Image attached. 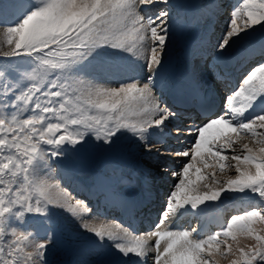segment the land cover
I'll return each mask as SVG.
<instances>
[{
  "label": "snow or ice",
  "instance_id": "1",
  "mask_svg": "<svg viewBox=\"0 0 264 264\" xmlns=\"http://www.w3.org/2000/svg\"><path fill=\"white\" fill-rule=\"evenodd\" d=\"M168 3H0V35L7 44L0 49L5 61L0 64V264H48L47 253L55 243L51 221L57 212L70 215L91 237L81 242V250L115 256L120 264H147L150 254L152 264H219L216 256L230 257L229 264H264V230L256 227L264 222V63L223 98L219 112L212 111L211 101L201 105L209 115L186 129L193 142L175 155L187 159L172 173L178 182L159 223L146 234L93 222L100 215L87 202L74 200L54 178L53 158L91 148L93 140L110 150L130 133L144 151L170 155L164 152L163 134L177 113L157 94L167 86L163 68L170 13L166 7L145 12L148 6ZM257 26L264 33V0H242L217 42L218 56L223 59L233 45L251 38ZM109 51L143 74L102 79L98 57ZM259 51L264 55V42ZM184 132L177 128L175 135ZM245 136L251 140L244 142ZM253 142L260 147L250 146ZM229 170L235 174L217 178V171ZM160 171L166 169L161 166ZM239 196L255 203L202 238H193L202 229L162 228L170 214L200 216L208 202L223 204ZM241 236L255 243L241 247Z\"/></svg>",
  "mask_w": 264,
  "mask_h": 264
},
{
  "label": "rangeland",
  "instance_id": "2",
  "mask_svg": "<svg viewBox=\"0 0 264 264\" xmlns=\"http://www.w3.org/2000/svg\"><path fill=\"white\" fill-rule=\"evenodd\" d=\"M11 2L12 0H0V3H3L6 6L10 5ZM237 2L239 5L242 3V0H238ZM213 3H215L216 7L218 6L217 12L214 10L215 12L212 11L211 12L212 14L207 13L204 10V9H207L205 7ZM237 6L234 5V3L231 0H200V3L198 6H192L190 3V0H169L168 5L157 4L154 6H148L145 9V12L151 15V14L157 13L158 11L166 7L170 13L169 28H170L171 35H170V40L167 44V55L165 57L166 60L164 59V62L172 58V54L176 52L178 45H179V44L176 45L175 41L180 40L182 42V45L184 46V52L187 53V57L192 58V61H190L192 66L193 67L197 66L199 68L198 69L196 67L199 73V74L197 73V76H199L202 73V71H207L209 73L207 77L212 78V77H218L219 75L220 76L224 75V71L222 67V60H224L226 57H229L234 49L237 48V50L243 51L248 46H251L252 49H255L258 51L260 49V45H261L260 38H261V35H263L264 33H262L259 26H257L251 38L238 42L237 44L233 45L228 50V52L225 54L223 59H221L218 56L217 42L219 38L222 36V34L224 33V31L226 30L231 13L234 10V8ZM221 7L223 8L221 9ZM191 13L193 14L192 18H190ZM238 23H242V21H238ZM188 24H189V28H187ZM175 25L179 26V27L177 26L178 28L177 32L174 31ZM184 27L186 28L184 29ZM209 31L211 33L208 36V41L210 42L211 49L209 50V52H204L203 54L204 64L201 67L200 61L202 57L200 54H198L199 50H197L198 47H196L197 42L194 40H196L202 32H203L202 34L204 33L208 34ZM259 40L260 42H258ZM192 41H194V43H192ZM188 44H191V45L188 46ZM0 49H3V50L7 49L6 38L3 35H0ZM263 57L264 55L261 54L260 60L258 58V60L255 61L256 63L254 62V60H249V63H247V66L243 67L242 65L246 63V59H245L243 64L237 67L238 69L239 67H242L239 70L240 76H239V80L237 81V86L240 84L242 79L254 67L258 66L261 63H264ZM115 61L125 63L128 65H132L133 67L135 66L134 64H130L128 60L122 58L121 56L112 54L110 51L103 53L98 57L99 68L104 67L103 69H100V70L105 69V71L102 72V73H105V75H102L101 73H99L102 79L108 80V79L117 77V76H114L113 73H111L115 71L112 69L114 67V65L112 64H114ZM253 62L255 63L256 66L254 65ZM3 63H5V61L0 60V64H3ZM163 72H165L164 69H163ZM164 75L165 76L163 78L166 81L168 80L167 86L166 88L164 87L161 90V92L157 94L161 95L163 101L167 103L168 101L167 97H168V93L170 90V86H169L170 79L166 72L164 73ZM116 79L123 80L127 78L117 77ZM228 85L229 84H227V82L220 84V87L222 88L221 93L226 94V96L227 94H229V92H227ZM226 96L225 95L220 96L221 98L219 99V101L221 102L222 105H223V98ZM222 105L218 109V112L221 110ZM165 137L166 139H174L170 135H165ZM250 140H251L250 137H247V136L244 137V142H249ZM165 141L167 140L163 141L164 145L166 143ZM152 143L154 146L160 147V145L157 144L155 141H152ZM92 145L93 146L91 148H88L84 151L71 152L59 158H53L55 160V163L53 164L54 178L60 181L62 187L67 189V191L71 194L74 200L86 201L87 200L85 197L86 194L82 192L81 188L79 189V185H80V182L91 179L94 173L95 174L98 173L99 175L106 177L108 179V183H109L108 185L112 187L123 188L125 186V184L121 185L123 183L122 182L123 178L128 177V174H126V172H133L134 170H135L134 172H136L138 167H140L141 165L146 168H149L150 170L153 169L154 173H151L150 175L149 186L153 188L152 185L157 184L158 186H160L161 190H163L161 191V194L157 196V198L155 199L156 201L154 202L155 205L157 206V209L160 207L158 210V214H157V211L154 214H152L153 212L151 211L150 212L148 211L147 213V214L150 213L151 217L154 215L151 218L155 220V224L152 228L154 229L155 226L157 225L156 221H158L159 223L160 215L165 208V203H166L168 194L170 193L171 190L174 189L175 183L178 182L177 179L174 182L173 180L172 182H168V180L171 181L169 174L170 173L172 174V172L169 171L170 170L169 167L165 168L166 162L161 163L160 161V159L165 161L166 157L167 158L173 157L172 159H175V156H172L170 154L172 150L174 151L175 147H173L170 144H167V147H164V152L170 155L162 156V155L157 154L156 152L149 153V152L144 151L141 147H139V145L135 143V138L130 133L126 137L122 138L118 146H113L110 150L106 146H104L100 141L93 140ZM135 145H137V147L139 148V153L141 155H143V153L145 152L144 157L140 160L138 158H135V155H134L136 151ZM250 146H255L257 149L260 147V145H254V142L251 143ZM65 147L71 148L73 146L66 145ZM237 147H239V145H237ZM181 159L184 162L187 158H184V159L181 158ZM161 166H163L166 169V171L161 172L160 171ZM117 170L121 172L123 171V174H124L123 177H121L119 173H117ZM91 172L92 174H90ZM234 174L235 172L232 170H229L226 172L217 171L216 173L217 178L220 180H223L226 176L234 175ZM73 185L76 187H74ZM151 188H150V191H151ZM243 200H249L250 202L249 207L246 209H249L255 203V201L251 197L239 196V197H236L235 199H230L228 201H225L223 204H220L219 202H217V204L224 206V211L226 212V214L233 215V214H237L240 211L246 210V209H243L237 212L236 211L237 208H235L237 207V202L243 201ZM112 216L113 215H110L109 217H107L108 219L107 221L112 220L113 219ZM229 218L230 217L224 218V222H226ZM197 221L198 220L194 221L191 228H195ZM51 226L55 228V243L52 245V247L49 249L47 253L48 264H99L101 260H106V261L108 260L107 264H120L119 258L115 256H107V255L98 256L95 251L81 250L80 249L81 242L89 241L91 237L88 234L83 233L79 229V227L73 221V219L70 218V215H66L63 212H57L51 221ZM256 227L258 231L264 230V222H258ZM219 228L220 227L215 228L213 231H210V233H207L206 235L219 230ZM32 231L33 232L36 231L35 227L32 229ZM147 232L148 231L140 230L137 234L139 235V233H147ZM261 234H264V232H261ZM203 236H200L199 238H202ZM32 239L34 238H30V240L25 243L26 244L31 243ZM40 239H42V237ZM229 242L235 243L232 241H229ZM239 243L241 247H245V246L255 243V241L253 238H245L241 236L239 237ZM215 259L219 261V264H229V260L231 258L230 257L225 258L223 256H216Z\"/></svg>",
  "mask_w": 264,
  "mask_h": 264
},
{
  "label": "bare ground",
  "instance_id": "3",
  "mask_svg": "<svg viewBox=\"0 0 264 264\" xmlns=\"http://www.w3.org/2000/svg\"><path fill=\"white\" fill-rule=\"evenodd\" d=\"M231 1L234 3V5L236 6L238 5V2H237L238 0H231ZM205 8L207 9H204V10L210 14H212L211 13L212 11L215 10L217 12L218 10L217 9L218 6L216 7L215 3L207 5ZM222 8L223 7H221V9ZM192 17H193V14L191 13L190 18ZM177 26L178 25H175L174 27L175 28L174 31L176 32L178 30ZM185 28L186 27H184V29ZM187 28H189V24ZM202 33L198 36L196 40H194L197 42L196 47H198L197 50H199V52L198 51L197 52L202 57L200 61L201 67L204 64V60H203L204 52H209V50L211 49L210 42L208 41V36L211 32L209 31L208 34H205V33L202 34ZM260 40H261V43L264 42V34L261 35ZM260 40L258 42H260ZM194 41H192V43H194ZM175 43L176 45L179 44L178 48L176 52L172 54V58L164 62V68H163L164 71L168 74L169 79H170V82H169L170 90L168 93L167 104L170 105V103H172L174 99H177V98L180 100V102L182 101L187 102L188 100H191L192 97H193V102H195L192 105L205 104L209 101L212 102V100H217V99L219 100L221 98L220 96H224V95L226 96V94L221 93L222 88L220 87V84L229 82L230 86H232L230 77L228 79L220 75L218 77H212V78L207 77L209 74L207 71H202V73L199 76H197L199 68L197 66L193 67L192 64L190 63V61H192V58L187 57V53L184 52V46L182 45V42L179 40V41H175ZM190 45L191 44H188V46ZM254 52L257 54L256 57L261 56V54H258L257 50L253 51L251 46H248L243 51H239L237 50V48L234 49L229 57H226L224 60H222V64L225 66L224 71L229 70L230 75L231 74L233 76L236 75L238 72L235 68L238 66H241L243 62L245 61V59L247 58L248 59L247 62L242 65L243 67L246 66L252 57V53ZM112 65H114L112 69L115 71L111 73H113L114 76H117L120 78L122 77L134 78L135 75L143 74L139 68H135V66L133 67L132 65H128L125 63L117 62V61H115L114 64ZM196 67L198 69H196ZM103 68L104 67H101L100 69H103ZM133 68H135V71L132 70ZM103 71H105V69L100 70V73L102 75H105V73H102ZM143 71H146V70L144 69ZM165 72H163V77L165 76L164 75ZM117 77H114L112 79H116ZM219 104H221V102H219L218 105ZM170 106L172 107V105ZM213 112H218V110L217 111L214 110ZM188 121L189 119L184 118V115L177 114L176 118L172 120L168 124V127L164 130L163 141L167 140L165 141L166 142L165 147H167V144H170L173 147H175L174 151L172 150V152L170 153L172 156H175V159H172L173 157L172 158L166 157L165 161L162 159H160V161L161 163L166 162L165 168L169 167L170 168L169 171L172 173L175 171H178L180 169L179 166L183 163V160L181 158H177L175 153L183 151L184 149L188 148L189 145L192 144L193 139H194V136L189 135L186 129L189 127H194L196 125H199L201 120L197 122H192V123L190 122L188 123ZM177 128L185 129L184 135H181V136L175 135V130ZM159 135L160 134L157 133V137H159ZM165 135H170L174 139H166ZM153 141L156 142L155 139H153ZM135 148H136V151L134 154L135 158H138L139 160L142 159L145 155V152L143 153V155H141L139 153V148L137 147V145H135ZM134 171L126 172V174H128V177L123 178V181H122L123 183L121 184V185L125 184L123 188L112 187L108 185L109 184L108 179L102 175H99L98 173L97 174L94 173L91 179L80 182L79 189L81 188L82 192L86 194L85 197L87 200L85 202H87L88 205H90V207L93 210V213H98L100 215V219L97 221H93V222L95 223L102 222V223H107V224H121L123 227L129 228L130 230H134L136 234L140 230L149 231L153 228L155 224L154 220L146 218L147 215L145 212L148 210L144 209L143 212H141L139 210L137 211V209L138 207L142 206L143 203L147 205L145 207H148L151 205L152 210L154 211L157 209V206L155 205V203L149 200V197H151L153 194V190L149 186V178H150L151 173H154V170L153 169L150 170L149 168H146L141 165L140 167H138L136 172ZM117 173H119L121 177H123L124 175L123 171L121 172L117 170ZM90 174H92V172ZM169 176H170L171 181L168 180V182H172V180L174 182L177 179L176 176L171 173L169 174ZM150 188L152 191H150ZM210 203L211 202H209L210 206L200 216L193 215L192 213H184L183 215H180L177 217L170 215L168 221L164 225H162V228L170 227L171 230L173 231L191 230V226L193 225L194 221L198 220L195 225V228H197L198 230L202 229V232L199 236L194 235L193 238L199 239L200 236H203V235L205 236L207 233H210V231H213L215 228L223 226L225 224L224 218H228L232 215V214L231 215L226 214V212L224 211V206H221L220 204H217V203L215 204L213 203L210 204ZM249 205H250L249 200H243V201L237 202V207L235 208H237L236 211L238 212L240 210L248 208ZM110 215H113L112 216L113 219L110 221H107L108 220L107 217H109ZM142 220L145 221V224L144 222H142ZM150 223H151V226L146 227V225H149ZM156 223L158 224V221H156ZM144 234L146 233H139V235H144ZM152 240L154 241L155 238L153 237ZM163 245H164V242L162 241L161 246L163 247ZM147 264H152L151 254H150V257L147 259Z\"/></svg>",
  "mask_w": 264,
  "mask_h": 264
},
{
  "label": "water",
  "instance_id": "4",
  "mask_svg": "<svg viewBox=\"0 0 264 264\" xmlns=\"http://www.w3.org/2000/svg\"><path fill=\"white\" fill-rule=\"evenodd\" d=\"M200 3V0H191V4L196 6Z\"/></svg>",
  "mask_w": 264,
  "mask_h": 264
}]
</instances>
